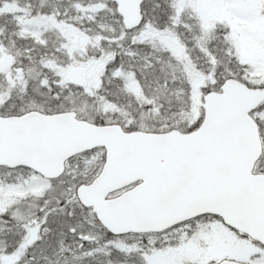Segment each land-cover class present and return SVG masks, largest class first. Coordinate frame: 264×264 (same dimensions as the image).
I'll list each match as a JSON object with an SVG mask.
<instances>
[{
	"label": "snow or ice",
	"instance_id": "snow-or-ice-1",
	"mask_svg": "<svg viewBox=\"0 0 264 264\" xmlns=\"http://www.w3.org/2000/svg\"><path fill=\"white\" fill-rule=\"evenodd\" d=\"M0 264H264V0H0Z\"/></svg>",
	"mask_w": 264,
	"mask_h": 264
}]
</instances>
